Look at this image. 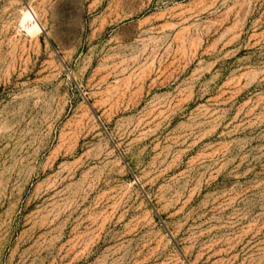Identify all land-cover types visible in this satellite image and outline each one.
Wrapping results in <instances>:
<instances>
[{
    "label": "rangeland",
    "instance_id": "obj_1",
    "mask_svg": "<svg viewBox=\"0 0 264 264\" xmlns=\"http://www.w3.org/2000/svg\"><path fill=\"white\" fill-rule=\"evenodd\" d=\"M0 264H264V0H0Z\"/></svg>",
    "mask_w": 264,
    "mask_h": 264
},
{
    "label": "bare ground",
    "instance_id": "obj_2",
    "mask_svg": "<svg viewBox=\"0 0 264 264\" xmlns=\"http://www.w3.org/2000/svg\"><path fill=\"white\" fill-rule=\"evenodd\" d=\"M28 18V20L32 21L31 23H33V28L34 29H37L39 26L37 25V22L35 20V16L34 14L32 13V11H28L26 12V15H25V18ZM32 25V24H31Z\"/></svg>",
    "mask_w": 264,
    "mask_h": 264
}]
</instances>
